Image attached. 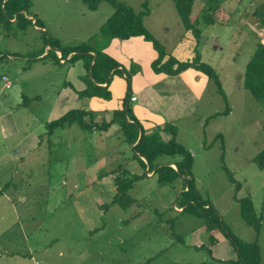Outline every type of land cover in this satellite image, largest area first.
<instances>
[{
	"label": "rangeland",
	"instance_id": "374dc122",
	"mask_svg": "<svg viewBox=\"0 0 264 264\" xmlns=\"http://www.w3.org/2000/svg\"><path fill=\"white\" fill-rule=\"evenodd\" d=\"M118 1L135 12L145 8V1L149 11L144 24L165 51L174 52L179 37L186 36L183 41L192 44L193 37L182 25L172 0ZM28 2L27 11L41 19L42 28L60 46L87 43L98 49L108 38L99 29L112 12L108 0H99L93 9L82 0ZM219 7L222 9L221 1ZM234 9L226 16L221 12L213 15L219 19L217 23L201 26L197 44L201 61L218 75L224 98L211 79L190 67L203 86L197 89L193 113L174 121L175 138L192 155L191 177L199 198L211 204L235 238L256 243L258 264H264V167L252 160L264 146V99H256L242 85L244 65L256 41L264 43V0ZM41 44L42 35L36 27L12 28L10 32L0 29V72L10 73L13 81L10 87L0 88V110L5 105L1 96L31 99L27 107L9 111L18 126L37 123L62 87L66 65H81L82 58L73 64L68 60L66 65L57 64L50 58L53 49L49 46L44 64L22 58L38 51ZM12 51L17 57H8ZM85 76L89 80L88 70ZM35 93L40 96L36 101L30 97ZM48 136L49 143L44 140L19 161L10 183L13 188L0 180L1 190L10 199L0 196V264H222L211 258L214 253L209 255L191 245L194 240L187 231L203 224L196 241L199 244H207L208 231L202 217L180 211L185 204L177 209L182 198L180 178L163 184L155 175H140L127 191L132 198L128 206L110 203L115 192L112 175L120 173V164L131 154L116 123L102 132L70 124L54 128ZM9 157V143L0 139L2 172L11 167ZM136 164V160L130 161L128 168H137ZM246 195L259 218L256 231L239 212L236 198ZM213 230L222 240L217 255L220 250L223 258L233 255L227 237L216 227Z\"/></svg>",
	"mask_w": 264,
	"mask_h": 264
},
{
	"label": "trees",
	"instance_id": "16d2710c",
	"mask_svg": "<svg viewBox=\"0 0 264 264\" xmlns=\"http://www.w3.org/2000/svg\"><path fill=\"white\" fill-rule=\"evenodd\" d=\"M82 1L85 2L88 8L93 9L99 0ZM220 1L222 0H200L197 8H194L193 5L197 4V0H172L182 25L189 30L194 40L192 55L187 59H177L170 52L165 51L163 45L144 26L142 16L148 12L145 1H142L145 8L135 12L131 6L121 1L108 0L112 5V12L104 19L99 29L107 37L127 38L131 35H141L143 39L151 43L156 51L155 57L150 61V67L154 72L175 74L186 67H193L211 79L215 85V91L224 98L217 73L211 65L200 60L197 49L201 26L214 22L213 15L218 12ZM28 5V0H0V29L10 32L12 28L24 29L28 25L37 27L42 35V44L40 48L38 47V51L30 55V58L39 54L45 45L52 49H57L60 52L59 58H63L67 52L71 51V54L66 59L72 62L77 58H82L83 67L86 72L88 70L90 76L89 80L85 76L84 88L75 91L77 96L89 97L98 95L107 99L110 93L106 83L112 73H117V61L99 48H93L87 43H82L78 46H60L56 40L46 33L45 28H42L44 25L41 19L27 11ZM27 15L32 17H27ZM89 51H92V53H89ZM49 53V48H47L41 57L47 56ZM2 55L0 53V57ZM51 56L53 60L58 61V57L54 52H52ZM125 81L126 90L122 98V106L113 109L108 120L101 118L99 122H96L93 119L92 110L70 107L57 117L44 121L45 132L50 134L54 128L70 124H76L80 128L91 132H102L109 124L116 123L117 129L122 135V140L128 145H132L131 157L143 169L140 173H135L122 167L119 169L120 173L112 175L115 192L110 198V203H117L121 207L128 206L131 203L132 198L127 191L133 185L134 180L145 174V166H147V171L153 169V173L159 183H173L178 177L182 181V198L178 207L185 204L180 211H189L202 217L205 229L208 231L207 244L201 243L194 247L202 248L207 254L212 255L211 245L216 242L213 229L216 227L229 240L233 255L230 254L222 259L211 256L215 262L219 261L222 264H258L260 257L256 243L235 238L222 220L218 219V215L211 204L207 200L200 199L197 195L191 177V154L186 147L176 140L175 124L167 121L150 131H145L132 114L128 105L129 76L127 74H125ZM95 82H105V85H99ZM242 85L256 99H264V43L262 42L256 41L254 49L244 65ZM29 99V97L23 96L21 103L26 104ZM161 131L166 134L165 138L162 136ZM220 148L223 149L222 143ZM252 160L258 167H264V146L256 152ZM161 162H171L175 167L167 163L159 164ZM113 171L114 169L111 170V172ZM102 173L105 172L102 171ZM236 201L239 206V212L245 222L252 226L255 231L258 230L259 218L254 215L249 196L236 198ZM140 264L150 263L143 261Z\"/></svg>",
	"mask_w": 264,
	"mask_h": 264
},
{
	"label": "crops",
	"instance_id": "0c3cea01",
	"mask_svg": "<svg viewBox=\"0 0 264 264\" xmlns=\"http://www.w3.org/2000/svg\"><path fill=\"white\" fill-rule=\"evenodd\" d=\"M239 1L241 0H236L233 3V0H222V9L219 7L217 14L215 13L214 15H220L219 12H221V14L223 13L226 16L231 9L235 10L234 7L239 5L242 6L245 3L252 2V0H248V2L241 1V3H238ZM223 9H225V11ZM144 15L142 16L143 24L145 21L143 19ZM27 17L32 16L27 15ZM213 17V23H217L219 19H217L216 16ZM187 31L189 32V30ZM191 36L192 35H190V37ZM185 38L186 36L177 38L176 43L173 46L174 52H170V54H172L177 59H187L192 55L194 40L192 41V44H190L189 41L187 43L183 41ZM144 40L145 39H143L141 35H131L127 38L108 37L106 42H104L102 45H99V49L101 51L111 56L118 63L116 65L118 70L116 71L117 73H112L109 81L106 83V87L110 93L107 99L98 95L78 97L75 91L84 88L86 82V70L83 67L82 61H80L81 65L77 66V68L66 65V58H68V56L71 54V51L67 52L63 58H59L60 52L57 49H53V52L58 57V61L53 60L52 56H50V58L57 64L65 63L66 70L63 72L65 78L62 80V87L56 90L55 96H53L51 102L48 103L45 114L37 118V123H33V125L30 126H22L23 124L18 122V126L9 112L14 107L16 109H18L19 106L22 108L27 107L31 99H29L26 104H23L21 103L22 100H20V97L18 98V96H13L11 98L10 96H7L6 98L5 96H1L4 99L5 105L4 108H1L0 110V139L5 140L6 143H9V161L11 164L10 169L5 172H2L0 167V180L2 181V184L7 186L9 185L8 187L13 188L14 185L10 183H12V175L14 172H16L19 161L41 147V145L44 143V140L46 143H49V134L45 132L44 121L57 117L70 107L92 110L93 119L95 121H97V119L100 120L101 118L108 120L111 115V111L122 106V98L126 90V83L124 80L125 74L129 76L130 82L128 105L132 114L139 121L145 131H150L156 126H160L167 121L174 123V121H176V119L180 118L181 116H188L193 113L197 104V89L200 90L203 86L200 81L196 79V76L199 74H196V70H191L192 68L190 67H186L175 74L154 72L150 67V61L155 57L156 51L148 40ZM146 43L148 46L145 48ZM47 48L48 46L45 45L43 50L39 54L34 55L33 58H30L28 55H23L22 58L25 59L26 62L38 61L44 64L46 62V58L45 56H41L46 52ZM138 52L141 53L139 54ZM89 53H92V51H89ZM16 54L17 53L15 51L7 53L8 57L10 58L17 57ZM74 61L71 63L73 64ZM201 73L202 72L200 71V76H202ZM9 74L10 73L7 71L0 72V79L1 75H6L10 80V84L5 86L3 80L1 79L0 88H8L12 85L13 81L11 80V76ZM203 75L205 74L203 73ZM194 77L195 79H193ZM95 83L99 85H105V82ZM132 95L134 96L133 99L130 98ZM30 97L34 98L35 101L40 99L38 93H35ZM19 114H21V110H18V115ZM31 115H33V117L36 116L35 113H32ZM161 134L165 138L166 134L162 131ZM128 155L130 156H127L126 154L125 159H123L125 163L123 162V164L121 163L120 165H122L123 168H127L131 172L140 173L143 168L140 164H138L137 161V164L135 165L137 168H132V170L128 168V162L135 160L131 157V154ZM119 163L120 162L117 164ZM172 164L173 163H170L169 165L173 167ZM110 172L111 170L107 173ZM147 172V166H145V175H154V173L147 174ZM150 172H153V169L150 170ZM0 196L4 197L5 199H9V195L1 190V186ZM177 209L180 208L178 207ZM202 225V223H199L198 225L192 227L193 229L187 231L188 233L186 232L187 236L194 240V244H191L193 246L199 245L200 243V241L198 243L196 241L201 237L200 227ZM191 236H194V239ZM215 239L216 242L211 245V252L214 253L215 258L222 259L223 257L219 255L221 250L217 255L219 250L217 248V244L222 240H218L217 237H215Z\"/></svg>",
	"mask_w": 264,
	"mask_h": 264
},
{
	"label": "built area",
	"instance_id": "2783aa9c",
	"mask_svg": "<svg viewBox=\"0 0 264 264\" xmlns=\"http://www.w3.org/2000/svg\"><path fill=\"white\" fill-rule=\"evenodd\" d=\"M1 79L3 80L5 86H8L10 84V80L6 75H1ZM130 98L133 99L134 96L132 95Z\"/></svg>",
	"mask_w": 264,
	"mask_h": 264
},
{
	"label": "water",
	"instance_id": "95a60500",
	"mask_svg": "<svg viewBox=\"0 0 264 264\" xmlns=\"http://www.w3.org/2000/svg\"><path fill=\"white\" fill-rule=\"evenodd\" d=\"M137 140V139H136ZM130 149H132V145H130ZM162 163H167V164H170L171 162H161L160 164H162ZM173 165V167H175V165L174 164H172Z\"/></svg>",
	"mask_w": 264,
	"mask_h": 264
}]
</instances>
